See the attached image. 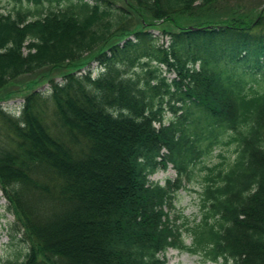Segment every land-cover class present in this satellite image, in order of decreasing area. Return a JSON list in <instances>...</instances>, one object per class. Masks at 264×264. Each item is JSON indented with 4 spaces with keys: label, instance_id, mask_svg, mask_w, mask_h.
<instances>
[{
    "label": "trees",
    "instance_id": "16d2710c",
    "mask_svg": "<svg viewBox=\"0 0 264 264\" xmlns=\"http://www.w3.org/2000/svg\"><path fill=\"white\" fill-rule=\"evenodd\" d=\"M29 1L0 13V92L50 88L27 92L19 115L0 97V188L28 244L0 264H169L170 249L264 264V9ZM233 143L231 162L201 167L189 217L178 192ZM169 164L175 180L151 179Z\"/></svg>",
    "mask_w": 264,
    "mask_h": 264
},
{
    "label": "rangeland",
    "instance_id": "374dc122",
    "mask_svg": "<svg viewBox=\"0 0 264 264\" xmlns=\"http://www.w3.org/2000/svg\"><path fill=\"white\" fill-rule=\"evenodd\" d=\"M91 3L94 0H89ZM118 3V5H125L124 0H113ZM68 3V0H62L61 2L53 1L52 3L48 0H43L44 9L50 6L55 8L62 7ZM21 5L24 7H30L35 9L36 3L29 0H0V13L8 14L12 12L16 7L19 8ZM224 8L231 6H236L239 9H243L242 12H246L253 9H259V11L264 9V0H235L230 2L222 3ZM221 5V7H222ZM158 34V31H154ZM166 45L169 44L167 37L163 38ZM247 56V57H245ZM241 58H248L247 63L253 58H255L253 51H244L241 54ZM252 64V62H250ZM247 67V64H244ZM91 67L93 69L92 76H97L102 70L101 66L96 61L91 62ZM264 70V69H263ZM84 71H82L83 73ZM169 79L174 77L173 73H167ZM61 81V78H57ZM28 84V83H26ZM24 85L10 86L7 90H15L14 94H6L7 90L0 92L1 104L3 108L9 112L19 115L21 113L22 104L25 101V94L30 92L33 87H25ZM34 88L40 90L45 95H48V89L50 88L49 83L43 80L37 84ZM21 89V91H20ZM20 92H19V91ZM5 93V94H4ZM166 119L173 117V113L167 109L165 113ZM236 143L229 145H220L216 147L209 155H204L199 164L194 167L195 175L192 181H186V188L181 189L176 197L177 207L184 211L189 217H197L200 212L198 191L200 190V169L205 164L214 165L223 163L227 165L235 157ZM177 178V172L173 168L172 164H169L168 168H160L155 174L151 176V179L156 182L165 184L167 179L175 180ZM8 201L5 198L1 188H0V263L8 259L24 258L25 253L28 250V244L23 241V229L16 227L15 216L8 212ZM187 243H190V239H187ZM167 258L169 264H226L223 260L219 262L203 261L200 256L190 254L186 251H180L177 249H170L167 252ZM230 264V263H227Z\"/></svg>",
    "mask_w": 264,
    "mask_h": 264
}]
</instances>
